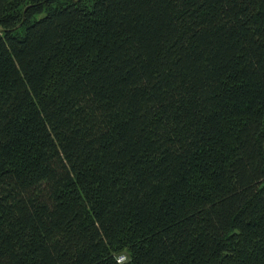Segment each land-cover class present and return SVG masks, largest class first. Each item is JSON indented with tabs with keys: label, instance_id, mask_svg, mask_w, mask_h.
<instances>
[{
	"label": "trees",
	"instance_id": "16d2710c",
	"mask_svg": "<svg viewBox=\"0 0 264 264\" xmlns=\"http://www.w3.org/2000/svg\"><path fill=\"white\" fill-rule=\"evenodd\" d=\"M0 264H264V0H0Z\"/></svg>",
	"mask_w": 264,
	"mask_h": 264
},
{
	"label": "built area",
	"instance_id": "2783aa9c",
	"mask_svg": "<svg viewBox=\"0 0 264 264\" xmlns=\"http://www.w3.org/2000/svg\"><path fill=\"white\" fill-rule=\"evenodd\" d=\"M123 260H124V258H123V257H121V258H120L118 261H119V262H121V261H123Z\"/></svg>",
	"mask_w": 264,
	"mask_h": 264
}]
</instances>
